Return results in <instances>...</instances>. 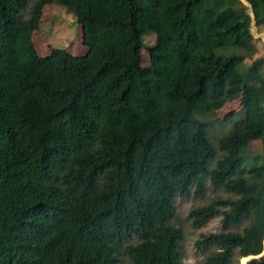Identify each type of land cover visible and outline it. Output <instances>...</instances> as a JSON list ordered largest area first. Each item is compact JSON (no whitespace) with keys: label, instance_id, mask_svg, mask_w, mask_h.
<instances>
[{"label":"trees","instance_id":"trees-1","mask_svg":"<svg viewBox=\"0 0 264 264\" xmlns=\"http://www.w3.org/2000/svg\"><path fill=\"white\" fill-rule=\"evenodd\" d=\"M51 3L75 11L85 54L31 47ZM28 4L0 0V264H182L176 201L208 178L231 197L190 211L196 229L221 218L197 264H264V0H35L24 19ZM236 99L210 170L215 120L196 114Z\"/></svg>","mask_w":264,"mask_h":264},{"label":"rangeland","instance_id":"rangeland-1","mask_svg":"<svg viewBox=\"0 0 264 264\" xmlns=\"http://www.w3.org/2000/svg\"><path fill=\"white\" fill-rule=\"evenodd\" d=\"M245 1V0H243ZM35 0H29L28 7L24 12V19L31 16V11ZM39 18L41 22L38 30L34 31L32 37V48L40 55H46L51 48H64L74 55H83L87 52V47L84 45L81 36V25L77 21L76 13L73 9L58 3H51L46 5L41 11ZM251 31L257 41L259 48L258 54L255 58L264 56V29L257 27L252 23ZM145 42L154 44L157 42V35L150 33L145 36ZM83 43V44H82ZM145 64L148 63L149 55L146 49L143 50ZM248 63L252 60L248 59ZM231 111H235L232 115ZM245 116V109L239 99L228 101L223 107L206 112L196 114L199 120H215L214 125L210 129V141L217 150L216 157L211 161L209 169L216 167L219 159L225 153L219 148V140L221 137L227 135L233 128L234 121L239 120ZM251 155L264 154V142L262 140L254 141L250 147ZM208 189L204 196L192 195L188 199L178 198L176 201L177 218L175 225L183 229L184 239L182 241V250L184 252L182 264H197L204 259L203 253L199 251L196 246L203 234H209L221 230V218H217L200 229L193 226V220L190 219L189 213L192 209L208 205L217 198H229L224 191L213 189L210 185V180L207 181ZM249 260L244 261L243 258L234 259L233 264H249ZM128 264V261H125Z\"/></svg>","mask_w":264,"mask_h":264},{"label":"water","instance_id":"water-1","mask_svg":"<svg viewBox=\"0 0 264 264\" xmlns=\"http://www.w3.org/2000/svg\"><path fill=\"white\" fill-rule=\"evenodd\" d=\"M254 258V256H251L250 259Z\"/></svg>","mask_w":264,"mask_h":264}]
</instances>
